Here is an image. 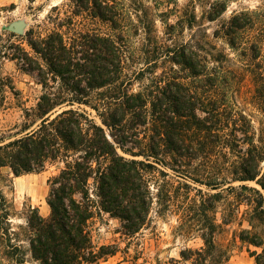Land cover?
<instances>
[{
    "label": "trees",
    "instance_id": "1",
    "mask_svg": "<svg viewBox=\"0 0 264 264\" xmlns=\"http://www.w3.org/2000/svg\"><path fill=\"white\" fill-rule=\"evenodd\" d=\"M120 11L115 0H86L76 5L75 13H89L118 30ZM118 40L96 31L74 30L69 41L57 29L44 37L31 32L27 42L33 55L14 54L21 69L35 75L43 88L50 81L59 82L65 92L41 96L33 113L35 122L13 136L0 137V169L9 168L21 177L40 174L48 165L62 167L48 180L50 214L44 217L32 209L24 225L13 224L10 201L0 189V264H27L28 255L38 264H98L115 256L118 245H94L91 221L104 212L121 221L122 236L133 239L139 234L148 224L153 205L145 173L155 169L164 174L153 164L169 167L216 192L204 195L200 191V199L183 212L178 230L187 237L197 234L202 246L181 250L182 263L231 264L232 249L218 237L236 226L231 244L246 246L256 264H264V142L255 144L244 116L238 125L236 118L227 117L225 103L203 101L175 79L160 81L149 94L133 93L132 81L125 76L124 37ZM172 61L196 76L203 74L195 55L182 51ZM258 79V93L264 98V74L258 73ZM5 87L0 80V103ZM262 103L264 107V99ZM148 126L151 143L146 161L121 155L119 150L133 158L143 155L139 138L141 129ZM190 132L197 139L218 137L225 145L220 148L222 154L229 149L238 153V159L224 167L220 176L202 182L185 164L202 151L189 143ZM207 149L209 154L215 151ZM218 204L225 206L220 223Z\"/></svg>",
    "mask_w": 264,
    "mask_h": 264
},
{
    "label": "rangeland",
    "instance_id": "2",
    "mask_svg": "<svg viewBox=\"0 0 264 264\" xmlns=\"http://www.w3.org/2000/svg\"><path fill=\"white\" fill-rule=\"evenodd\" d=\"M81 1L86 0H0V80L6 84L0 103V137L13 136L34 123L33 113L41 96L65 92L59 82L50 81L49 87L43 88L35 75L23 71L13 59L14 54L22 56L23 51L33 55L27 42L29 33L44 37L57 29L68 41L74 30L96 31L116 40L122 35L125 76L132 81L133 93L149 94L160 81L175 79L203 101L225 103L227 117L236 118L238 125L244 116L251 125L250 136L254 137L255 144L264 142V98L258 93L261 86L258 73L264 74V0H115L121 10L118 30L89 13L76 16V5ZM15 23L25 26L23 33L9 30ZM182 51L196 56L202 75L196 76L172 61L173 56ZM82 108L94 115L88 107ZM230 128H233L232 123ZM149 129L150 126L141 129L142 156L133 158L120 150L119 153L128 159L146 161L151 143ZM190 138L189 143L202 151L195 160L185 163L186 168L191 174H199L202 182L220 176L224 167L238 159V153L232 154L229 149L222 154L220 148L225 145L218 137L197 139L190 132ZM207 147H214L215 151L210 155ZM241 147L248 148V145ZM150 162L153 163V159ZM153 165L165 175L155 169H147L145 173L150 180L153 205L148 224L139 234L133 239L122 236L121 221L104 212L91 221L95 246L120 247L115 256L98 264H171L172 260H181V250L202 246L197 234L183 236L178 227L183 223V212L188 204L200 199V191L204 195L216 192L190 178L180 177L169 167ZM61 167V164L48 165L40 174L21 177H15L9 168L0 169V189L10 201L14 225H24L32 209H38L44 217L50 214L46 203L48 180L57 175ZM261 169L264 172V163ZM239 184L233 183L234 186ZM250 186L259 188L255 183ZM159 194L162 195L160 200ZM223 207V204L217 205L219 223ZM236 228L230 226L228 232L218 237L232 249L230 263L256 264L246 246L231 244ZM251 250L257 249L251 247ZM27 261V264H38L30 255ZM179 264L191 263L180 261Z\"/></svg>",
    "mask_w": 264,
    "mask_h": 264
},
{
    "label": "water",
    "instance_id": "3",
    "mask_svg": "<svg viewBox=\"0 0 264 264\" xmlns=\"http://www.w3.org/2000/svg\"><path fill=\"white\" fill-rule=\"evenodd\" d=\"M24 28L25 26L23 24L15 23L10 26L9 30L20 34L23 33Z\"/></svg>",
    "mask_w": 264,
    "mask_h": 264
}]
</instances>
